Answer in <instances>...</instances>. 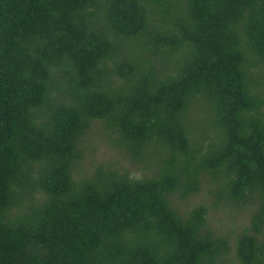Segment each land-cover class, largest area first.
<instances>
[{"label": "trees", "instance_id": "trees-1", "mask_svg": "<svg viewBox=\"0 0 264 264\" xmlns=\"http://www.w3.org/2000/svg\"><path fill=\"white\" fill-rule=\"evenodd\" d=\"M0 264H264V0H0Z\"/></svg>", "mask_w": 264, "mask_h": 264}, {"label": "rangeland", "instance_id": "rangeland-1", "mask_svg": "<svg viewBox=\"0 0 264 264\" xmlns=\"http://www.w3.org/2000/svg\"><path fill=\"white\" fill-rule=\"evenodd\" d=\"M90 152H93V151L91 150ZM93 153H94L93 158L98 157V158L111 159L117 155V151L114 150L113 148H110L106 142L98 145L97 150L94 151ZM198 197L199 196H196V197L189 199L187 201L188 205L194 204L196 201H198ZM215 218H216V222L213 223L212 225L216 228L223 226V229H225V228L231 226L233 223V217H232V215L229 214V212H227V214H225V213L215 214Z\"/></svg>", "mask_w": 264, "mask_h": 264}]
</instances>
